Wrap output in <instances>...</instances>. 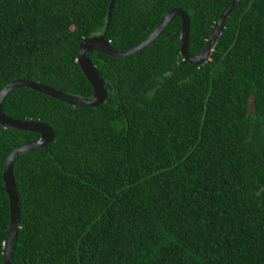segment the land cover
Segmentation results:
<instances>
[{"label":"trees","instance_id":"trees-1","mask_svg":"<svg viewBox=\"0 0 264 264\" xmlns=\"http://www.w3.org/2000/svg\"><path fill=\"white\" fill-rule=\"evenodd\" d=\"M110 0H0V90L13 80L79 99L76 62ZM232 0H115L106 39L130 49L172 9L199 53ZM180 18L124 57L86 56L106 101L74 106L27 87L2 113L36 120L48 145L18 154L11 264H264V0H239L199 66L179 53ZM38 134L0 124V264L9 222L2 167Z\"/></svg>","mask_w":264,"mask_h":264},{"label":"water","instance_id":"water-1","mask_svg":"<svg viewBox=\"0 0 264 264\" xmlns=\"http://www.w3.org/2000/svg\"><path fill=\"white\" fill-rule=\"evenodd\" d=\"M239 0H232L222 11L219 19L214 23L212 30L205 41L203 49L195 54L189 55L187 52V42L189 33V18L187 14L181 9H172L169 11L158 23L156 28L138 45L123 51L115 50L110 42L106 39V30L111 18V12L115 0H110L108 5L107 21L105 29L101 35L83 38L77 48L76 62L79 65L80 70L89 82L93 95L89 99H79L75 96L68 95L60 90L53 89L51 87L35 83L28 80H13L6 84L0 90V124L4 128L14 129L17 131H26L38 134V137L27 141L16 148H14L5 158L2 167V180L4 183V191L8 197L9 203V222L6 233V238L3 242V258L2 264H11V251L12 245L17 234V227L19 221V201L15 189V183L12 174V162L18 155L26 151H34L42 148L52 142L54 133L52 129L45 123L36 120H20L13 119L5 116L2 113L1 106L5 99L6 94L15 88L27 87L34 91L45 94L54 99L61 100L65 103L82 106V107H96L103 104L106 101V91L104 88V82L99 73L95 69V66L87 58L86 54L92 51L111 56V57H124L132 55L133 53L141 50L152 42L168 25V23L174 18H180V32L178 37L179 53L183 60L191 65L199 66L204 63L210 55L212 48L215 44L217 37L219 36L223 27L226 16L235 8Z\"/></svg>","mask_w":264,"mask_h":264}]
</instances>
